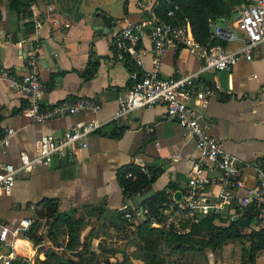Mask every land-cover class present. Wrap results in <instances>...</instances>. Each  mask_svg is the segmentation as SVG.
<instances>
[{"label": "crops", "instance_id": "1", "mask_svg": "<svg viewBox=\"0 0 264 264\" xmlns=\"http://www.w3.org/2000/svg\"><path fill=\"white\" fill-rule=\"evenodd\" d=\"M157 4L158 0H0V64L19 76L24 73L26 59L37 58L38 77L44 87L42 107L79 97L93 98L101 105L97 113L81 111L46 123H33L27 116L16 114L25 104V96L0 79V130H15L8 146L0 149V166L17 164L21 151L33 155L41 135L62 133L79 122L100 123L86 136V146L76 148L74 158L68 157L67 163L55 161L48 167L20 173L9 192H0V224L12 230L21 220L29 219L28 226H34L39 238L33 245L23 235L28 226L24 231L8 234L10 246H0V264L8 254L10 260L33 263L38 259L49 264L54 258H47L44 253L52 251L58 258L81 264L93 253L91 264H100L99 258L106 253H122L101 244L111 241L108 233L133 226L118 215L126 202L116 174L126 164L158 172L149 188L153 195L183 190L197 151L192 139L174 121L164 118V107L139 108L113 118L116 98L130 84V72L124 64L128 56L116 58L113 39L127 22L156 15ZM240 6L226 18L211 21V38H215L212 31L216 26L242 37L234 22ZM223 42L228 51L241 46L237 39ZM137 47L144 67L150 69L149 40L143 37ZM199 66L195 53L181 45H171L160 58L159 73H193ZM202 77L217 85V93L204 99L199 119L219 141L222 151L248 163L240 176L245 185H252L253 168L264 162V47L255 48L250 60H240L222 71L208 70ZM189 104L196 106L195 101ZM118 127L120 134L112 135ZM171 186L175 190H170ZM219 189V184L211 181L206 188L207 197L216 198ZM43 201H50L57 212H68L79 220L75 246L66 247L64 225L48 227L53 219L48 218ZM254 225V230L260 229L257 223ZM257 252L255 264H264V248ZM191 255L198 257V253ZM204 255L208 264H241V253Z\"/></svg>", "mask_w": 264, "mask_h": 264}, {"label": "built area", "instance_id": "2", "mask_svg": "<svg viewBox=\"0 0 264 264\" xmlns=\"http://www.w3.org/2000/svg\"><path fill=\"white\" fill-rule=\"evenodd\" d=\"M172 17V11L167 10L163 16L152 14L136 23L127 22L112 42L116 58L122 60L128 56L138 69V72L129 73V87L117 96L113 118H120L139 108L162 105L164 118L174 121L192 139L197 151V159L180 198L175 200L170 191L166 192V199L158 203L155 215L148 216V224L175 235H183L200 218L210 213L229 221L237 215L234 206L240 209L255 201L258 208L256 223L258 228L264 229V162L253 168V184L245 185L239 173L248 163L222 151L219 141L208 133L206 125L199 119L204 99L217 93V85L205 82L202 75L208 70H226L240 60H250L255 48L264 47V0H243L236 9L235 27L242 33V37L230 29L213 28L212 35L217 40H241V46L233 51L226 50L220 43L203 45L196 42L191 37L188 23H172ZM143 37L149 40L151 46L150 69L144 67L137 47ZM171 45H181L195 53L200 60L198 70L187 74L161 75L160 58ZM23 71V74L16 76L0 64V79L6 80L10 88L23 94L26 99L16 114L27 116L30 122L46 123L81 111L97 113L101 108L98 101L88 97L63 100L42 107L40 99L44 87L39 81V64L35 56L26 59ZM191 101L196 102L195 107L189 104ZM99 126V122L89 120L75 123L62 133L41 135L35 143L33 155L21 151L18 153L17 164L4 163L0 166V192H9L20 173L34 167H48L62 157L74 158V150L85 147L86 136ZM14 132L13 128L0 130V149L8 146ZM216 171L220 173L219 176L212 178L206 175ZM236 175L239 177L234 180ZM211 181H216L220 186L214 199H209L206 192ZM124 196L126 204L122 207L123 216L144 219L147 211L142 208V214H139L135 197ZM127 208L130 212L125 211ZM29 224V219L21 220L12 230L0 224V246H10L7 235L24 231ZM8 256L2 258L3 264L10 260Z\"/></svg>", "mask_w": 264, "mask_h": 264}, {"label": "trees", "instance_id": "3", "mask_svg": "<svg viewBox=\"0 0 264 264\" xmlns=\"http://www.w3.org/2000/svg\"><path fill=\"white\" fill-rule=\"evenodd\" d=\"M242 3L243 0H158L154 12L158 16H163L167 10H171L173 17L170 21L177 24L187 22L190 27L191 37L200 44L206 45L220 43L221 45H224L223 41L211 38V21L226 18L235 10V7ZM124 64L129 72H138L137 67L128 57L125 58ZM91 66L92 65L89 67ZM88 72L90 75V71ZM115 129L117 130H113L112 135L117 136L120 134L121 128L118 127ZM157 173L158 172L153 173L150 167L129 163L117 171L116 181L122 193L133 198L150 188ZM127 174H129V176H126ZM169 188L172 191L175 190L174 186ZM166 196L167 193H165V191L156 192L148 200L142 203V208L147 211V214H144V219L139 217L140 222L135 226V232L138 239L146 238L149 233L154 232L156 236L155 241H157V239L163 240L168 245L170 244L182 248L188 241L185 238L186 235H175L169 231L151 227L148 224V216L155 215L156 206L158 203L164 201ZM42 204L47 207L48 218L53 219L52 223L48 224V227L51 228L56 225H64L67 233L65 245L66 247H73L77 242L80 225L79 220L68 212H57L54 204L50 201H43ZM125 211L130 212L129 208ZM257 211L258 208L255 201H252L240 209L234 206V212L237 214L236 217L230 219L227 224L218 226L212 223L215 219L219 218L217 215H206L200 218L199 221L192 226L191 231L187 235H193L200 231L207 232V237L204 240H195L192 243V245H200L199 249L202 253L204 250L206 251L205 253H212L224 244L237 240L241 243V264H255V252L264 248V231L262 229L251 230L247 235H243L241 231L243 227L254 225L256 223ZM123 212L118 214L119 218L122 220H124ZM218 220L221 221V219ZM124 221L131 224V221H128L127 219ZM23 235L30 240L33 245L38 243L39 238L34 233V226H28ZM245 237L247 244L243 245L245 244V241L243 242ZM44 254L47 258L50 256L54 258L53 262L49 264H75L71 259L58 258L52 251H46ZM94 256L93 253H89L88 257L82 259L81 264H91V260ZM96 257H99V254ZM149 261H151L152 264L161 263L159 259L156 260L154 255L150 257ZM99 263L107 264L105 261H99ZM7 264H48V262L45 260L34 259L33 263H30L26 260L12 259L9 260Z\"/></svg>", "mask_w": 264, "mask_h": 264}, {"label": "rangeland", "instance_id": "4", "mask_svg": "<svg viewBox=\"0 0 264 264\" xmlns=\"http://www.w3.org/2000/svg\"><path fill=\"white\" fill-rule=\"evenodd\" d=\"M123 211L124 210H121V212ZM123 218L124 220L130 218L129 221H131L130 223L133 224V226H131V228L121 230L118 233L113 232L112 235L108 233L107 235L109 236L107 238L111 239V241L103 242V244H101L113 247L114 249L120 250V252L122 253H106L103 258H99L101 262L105 261L107 264H152L149 259L150 257H152V255H154L156 260L159 259L161 261L160 264H208L207 259L203 254L206 251L204 250V252L202 253L199 249L200 245H192L195 240H204L207 237V232L200 231L193 235H187L191 231L190 230L187 234H185V238L188 241L184 244L182 248H178V246L175 247L170 244L168 245L163 240H159L157 238V241H155L156 236L154 232L149 233L146 238L138 239V236L136 235L135 230L133 229L135 226L134 224L140 222L138 217L130 216L129 218H125L123 216ZM218 219H221V221H219ZM218 219H215L212 223L217 226L225 225L228 223V220H223L222 218ZM252 227H255L256 229L257 226H245L243 227L241 233L243 235H247L252 229L254 230V228ZM107 238L105 237L104 239ZM124 239L126 240L125 242ZM245 240L246 237L244 238L243 242ZM246 244L247 242L245 241V244L243 245ZM240 246L241 243L237 240H234L230 243L224 244L212 253H240ZM74 249L77 250V247H75ZM80 251H82V247L80 248ZM191 253H198V257H195V255H191Z\"/></svg>", "mask_w": 264, "mask_h": 264}, {"label": "water", "instance_id": "5", "mask_svg": "<svg viewBox=\"0 0 264 264\" xmlns=\"http://www.w3.org/2000/svg\"><path fill=\"white\" fill-rule=\"evenodd\" d=\"M59 163H67V158L66 157H62L59 159ZM241 173V171H240ZM239 173V174H240ZM208 175L210 176H219V172L216 171V172H212V173H207ZM239 177V175H236L233 179L236 180L237 178ZM153 195V191L151 189H148L147 191H145L144 193L138 195L137 197H135V202L137 203L138 205V211H139V214L141 215L142 214V203L146 200H148L151 196ZM181 196V192L179 190H175L173 193H172V198L175 199V200H178Z\"/></svg>", "mask_w": 264, "mask_h": 264}]
</instances>
